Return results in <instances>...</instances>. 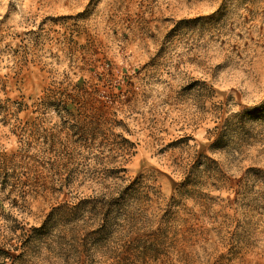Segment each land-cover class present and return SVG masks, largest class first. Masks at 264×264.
<instances>
[{
	"label": "rangeland",
	"instance_id": "obj_1",
	"mask_svg": "<svg viewBox=\"0 0 264 264\" xmlns=\"http://www.w3.org/2000/svg\"><path fill=\"white\" fill-rule=\"evenodd\" d=\"M2 152L6 264H264V0H0Z\"/></svg>",
	"mask_w": 264,
	"mask_h": 264
},
{
	"label": "trees",
	"instance_id": "obj_2",
	"mask_svg": "<svg viewBox=\"0 0 264 264\" xmlns=\"http://www.w3.org/2000/svg\"><path fill=\"white\" fill-rule=\"evenodd\" d=\"M69 106L70 105H68L66 103V101H64V100H62V104L59 105V108L57 110H59L63 113V118L65 116L71 117L72 110L69 108ZM20 155H21V153L10 154V155H8L4 152L0 153V180L6 181L8 179H13L14 177H16L17 172L15 171V169H16L15 167H18L19 163H18L17 157ZM9 170L11 172H9ZM133 184H135V183H129V184L124 186V188H123V192H125L124 197L131 195V193L135 194L134 193L135 189L133 187ZM116 199L117 198H113L111 200L116 201ZM15 222H16V224H15V226H13V228H11V232H13L14 230L20 229L21 232L23 234H25V230L22 228V225H20V223L16 220H15ZM36 230L37 229H33V231H36ZM17 245H18V243H17ZM4 248H5L4 245L0 244V264H6L7 260L11 258V256L9 255V251L5 250ZM15 248L16 247H14V248L11 247V250L12 249L15 250Z\"/></svg>",
	"mask_w": 264,
	"mask_h": 264
}]
</instances>
